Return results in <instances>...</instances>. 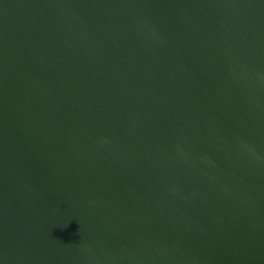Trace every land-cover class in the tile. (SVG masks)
<instances>
[{
    "label": "water",
    "instance_id": "95a60500",
    "mask_svg": "<svg viewBox=\"0 0 264 264\" xmlns=\"http://www.w3.org/2000/svg\"><path fill=\"white\" fill-rule=\"evenodd\" d=\"M0 264H264V0H0Z\"/></svg>",
    "mask_w": 264,
    "mask_h": 264
}]
</instances>
